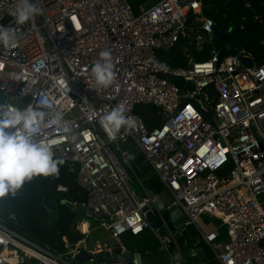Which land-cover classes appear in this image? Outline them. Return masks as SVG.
I'll return each instance as SVG.
<instances>
[{
    "label": "built area",
    "instance_id": "obj_1",
    "mask_svg": "<svg viewBox=\"0 0 264 264\" xmlns=\"http://www.w3.org/2000/svg\"><path fill=\"white\" fill-rule=\"evenodd\" d=\"M202 1L159 0L135 14L128 0H41L42 14L16 25L9 13L17 0H0V25L15 28L18 40L0 47V94L19 108L47 98L43 111L63 113L71 132L45 124L39 138L51 142L54 158L76 166L87 192L83 206L108 217L102 221L112 239L147 230L141 210L154 201L141 183L142 197L131 189L111 147L123 155L120 143L129 141L163 187L158 200L179 208L185 225L207 214L225 227L227 240L214 251L219 264H264V61L233 46L234 55L219 59L214 22H188ZM181 38L198 51L209 46L208 59L187 55L182 68L157 58ZM104 50L115 80L100 88L91 67ZM243 58L252 65L243 66ZM117 105L136 123L113 138L102 118ZM141 105L156 107L163 124L148 130L136 113ZM179 232L158 239L161 250L168 252ZM78 243L55 255L0 224V264H71Z\"/></svg>",
    "mask_w": 264,
    "mask_h": 264
},
{
    "label": "trees",
    "instance_id": "obj_2",
    "mask_svg": "<svg viewBox=\"0 0 264 264\" xmlns=\"http://www.w3.org/2000/svg\"><path fill=\"white\" fill-rule=\"evenodd\" d=\"M128 1L136 11L140 1ZM199 16L210 18L220 32L227 34L233 47L251 52L257 63L264 61V0H203L201 13L190 12L188 22L194 24ZM188 41L181 38L171 49L159 51L157 58L170 67L182 68L187 66L189 57L195 61L208 59L209 46L205 45L198 51L193 45H188ZM214 43L219 47L222 44L218 38H214ZM170 80L179 87L185 86L180 79ZM136 113L148 130L163 124L161 114L154 106H138ZM158 185L150 187L145 182L144 188L158 193L162 189ZM15 193L13 198L5 196L0 199V224L8 231L55 255L69 253L75 244L85 238L76 229L81 214L73 208L83 206L87 201L86 190L78 184L76 166L71 170L68 163L63 161L58 176L34 177ZM194 235H198L195 229L189 233L191 237ZM131 238L136 237L129 234L119 237L123 247L130 246ZM147 244L155 249L156 242L152 235L147 237ZM24 264H33V261L26 259Z\"/></svg>",
    "mask_w": 264,
    "mask_h": 264
},
{
    "label": "clouds",
    "instance_id": "obj_3",
    "mask_svg": "<svg viewBox=\"0 0 264 264\" xmlns=\"http://www.w3.org/2000/svg\"><path fill=\"white\" fill-rule=\"evenodd\" d=\"M41 0H17L9 13L16 25H23L42 14ZM17 30L0 25V47L11 48L17 44ZM112 54L109 50L99 53L91 67L96 85L107 88L115 80ZM47 98H41L36 106L19 108L15 104L0 102V198L15 193L26 181L37 176H58L62 159L54 158L51 142L39 138L45 124L59 127L68 134L71 129L60 111L45 112ZM102 123L113 138L122 128L135 127L136 121L125 115V109L117 105L107 112Z\"/></svg>",
    "mask_w": 264,
    "mask_h": 264
},
{
    "label": "crops",
    "instance_id": "obj_4",
    "mask_svg": "<svg viewBox=\"0 0 264 264\" xmlns=\"http://www.w3.org/2000/svg\"><path fill=\"white\" fill-rule=\"evenodd\" d=\"M157 1L158 0H155L153 4ZM183 1H186V0H183ZM151 2L152 1H149L148 4H150ZM153 4H151V6ZM147 8L146 7L140 8V5H139L137 9L138 10L137 13H140ZM134 176H135L134 181L137 182L139 186L141 183L142 186L144 187L145 182H147L150 187H156L158 183L161 185L158 178L155 176V174L152 172L151 169L150 170L144 169V171L138 170V173L134 174ZM162 190H163V187L158 193H152L151 191H147V193L153 197V200H154L153 206L162 205V202L159 201L157 198V196H159ZM85 217L87 216L81 214V218L77 221V224H76V229L80 233L85 235V238L78 243V246L80 247L81 251L90 252V253H98L101 250L112 248L113 241H111L110 236L107 231V227L106 225L103 224V221L100 225H90L88 223V219H86ZM214 219L218 222V223L215 222L216 227L223 226L219 220H217L216 218ZM193 229H195L198 232V235L200 236L198 237V239H194L191 236H189V233ZM193 229L190 232H188V234H186L185 236L181 234V231L180 232L178 231L179 233H177L175 236V241H176L175 245L171 246L168 252L161 250L158 239L148 229H147L148 231L145 230V232H143L142 234L138 236H133L136 238H131L130 246L123 248L122 247L123 245L120 239L118 238L116 241H118L119 245L121 244L120 247H122L123 249L127 251L133 252L134 255L137 254L138 256V254H140L143 264H171L170 259L168 261L165 259L157 260V257H159L158 255L162 253H167L170 258L172 257L174 261H177L179 264H219V262L216 259L214 251L216 247L219 248L221 244H223L227 240L228 235L226 234V230H225V236H224L223 242L221 244L219 243L220 244L219 246H215L210 243L209 236H208L209 234L208 235L205 234V232L199 228L198 223L197 225L193 227ZM210 232H212V230ZM149 234L153 236V240L156 242L155 249L149 248L147 246L148 245L147 237L149 238L150 236ZM204 236H206V240ZM204 240L208 247H206V244L202 242ZM201 243H204V246H202ZM175 246L177 247V249ZM114 247H117V246H114ZM69 259H72V258L68 257V260ZM135 260H136V257H135ZM71 264H76V263L72 262Z\"/></svg>",
    "mask_w": 264,
    "mask_h": 264
},
{
    "label": "water",
    "instance_id": "obj_5",
    "mask_svg": "<svg viewBox=\"0 0 264 264\" xmlns=\"http://www.w3.org/2000/svg\"><path fill=\"white\" fill-rule=\"evenodd\" d=\"M213 34L216 38L220 39L222 43V48L218 54L219 59L236 53V50L229 43L227 34L220 32L216 27H213ZM241 63L243 66H251L252 60L243 58L241 59ZM4 101L5 96L0 94V102ZM203 116L207 117L206 114H203ZM111 147L115 152L118 161L127 171L131 181L135 180L134 174L138 173V170H150V166L145 162L142 154L136 148L127 150L125 154L120 155L119 152L115 150L114 145ZM73 208L76 212L93 218L94 220H108V217H103L101 214H95L90 208L84 206ZM141 211L149 224L148 230L152 232L157 239L168 235V233L174 234L179 230H181V234L185 236L194 227L190 224L185 225L186 218L184 214L179 208L174 206L165 207L163 204L154 206L145 205L142 207ZM170 260L171 264H173L174 260L172 257ZM73 261L76 264L83 262H89L92 264H143L140 254H138V256L137 254L134 255L133 252L127 251L119 246L107 248L98 253L81 251L73 257Z\"/></svg>",
    "mask_w": 264,
    "mask_h": 264
},
{
    "label": "rangeland",
    "instance_id": "obj_6",
    "mask_svg": "<svg viewBox=\"0 0 264 264\" xmlns=\"http://www.w3.org/2000/svg\"><path fill=\"white\" fill-rule=\"evenodd\" d=\"M140 1V8H149L151 6V4H153V2L155 0H139ZM149 1H152L150 4H148ZM159 1V0H158ZM157 1V2H158ZM156 3V2H155ZM154 3V4H155ZM134 11V10H133ZM138 10L134 11L135 14H138L137 13ZM134 146L132 143H130L129 141L128 142H125V143H120V148L122 150H130L132 149ZM130 187L131 189H133L135 191V194L138 196V197H141L143 195V190L142 188L139 186V184L135 181H131L130 180ZM147 191V190H146ZM86 219H88V223L90 225H100L102 223V221H98V220H94L93 218H90V217H85ZM216 223H218L213 217L209 216V215H202L199 219H198V224H199V228L205 232V234H209V241L212 245H215V246H219L222 242H223V239H224V236H225V227L224 226H220V227H216ZM103 223H108V222H103ZM103 227V226H102ZM196 228V227H195ZM104 229V228H103ZM209 229V230H208ZM212 230V232H210ZM102 231V230H101ZM198 233V232H197ZM200 233V232H199ZM211 233V234H210ZM227 234V233H226ZM128 236V235H127ZM198 237H200L199 235H194L192 236V238L194 239H198ZM111 241H113V247L114 246H119V243L118 241L116 240H113L111 237H110ZM205 243V240L202 241ZM204 243H201L202 246H204ZM220 243V244H219ZM206 244V243H205ZM206 247L207 244H206ZM124 248V247H123ZM218 247H216L215 249H217ZM159 257H157V260H169L170 258L169 255L167 253H162V254H159L158 255ZM177 256V255H176ZM68 259V257H67ZM174 260V259H173ZM69 262L72 263L74 262L73 261V258L72 259H69ZM80 264H92V263H89V262H83V263H80Z\"/></svg>",
    "mask_w": 264,
    "mask_h": 264
},
{
    "label": "bare ground",
    "instance_id": "obj_7",
    "mask_svg": "<svg viewBox=\"0 0 264 264\" xmlns=\"http://www.w3.org/2000/svg\"><path fill=\"white\" fill-rule=\"evenodd\" d=\"M119 237H120V236H119ZM119 237H118V238H119ZM118 238H117V239H118ZM120 246H121V244H120ZM122 247H123V246H122Z\"/></svg>",
    "mask_w": 264,
    "mask_h": 264
}]
</instances>
